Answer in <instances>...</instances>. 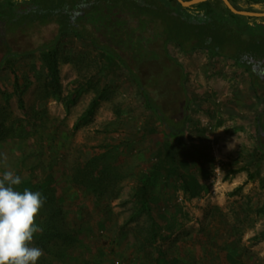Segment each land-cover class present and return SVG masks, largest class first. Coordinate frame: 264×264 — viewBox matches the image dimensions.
Listing matches in <instances>:
<instances>
[{"label":"rangeland","instance_id":"1","mask_svg":"<svg viewBox=\"0 0 264 264\" xmlns=\"http://www.w3.org/2000/svg\"><path fill=\"white\" fill-rule=\"evenodd\" d=\"M64 44L63 96L78 78L91 79L69 111L52 96L42 55L15 59L0 71V174L11 170L21 185L41 193L39 215L49 205L61 207L64 227L77 237H34L32 246L43 251L37 264H264V156L257 151L264 138L256 121L264 114L263 86L257 99L248 71L235 61L200 50L183 53L169 42L166 50L186 72V101L173 61L128 58L167 122L176 123L186 107L184 132L172 141L188 148L180 167L203 188L189 198L178 177L165 175L146 212L136 204L137 187L157 162L170 124L156 119L126 69L108 73L97 63L98 52L77 36ZM144 44L162 52L160 41ZM16 78L24 109L14 92ZM106 86L108 97L77 129Z\"/></svg>","mask_w":264,"mask_h":264},{"label":"trees","instance_id":"2","mask_svg":"<svg viewBox=\"0 0 264 264\" xmlns=\"http://www.w3.org/2000/svg\"><path fill=\"white\" fill-rule=\"evenodd\" d=\"M230 2L237 10L264 13V0ZM256 5L262 7L263 11L255 9ZM0 24L7 29L4 51H0V71L11 68L15 59L37 53L42 55L51 80L52 96L62 102L68 111L70 104L77 101L91 81L87 76L78 78L72 84V91L63 96L59 63L66 49L64 43L68 36H77L91 45L98 52L97 63L109 69L108 73L126 69L137 84L147 107L164 124L168 119L156 105L141 77L130 68L128 58L142 62L165 56L173 61L180 69V89L186 101L190 99L184 87L186 72L166 50L169 42L176 43L183 53L200 50L233 60L248 71L252 80L257 77L254 64L264 60V18L234 14L222 0H210L188 8L177 0H0ZM145 41L162 42V52L149 49V44L146 46ZM250 59L256 62H250ZM252 85H255V81ZM14 89L20 108L24 109V92L19 86L18 78L15 79ZM109 89L106 86L96 94L75 125L77 129L80 123L92 119L100 104L108 97ZM263 117L264 114L256 119H264ZM187 118L185 107L176 123L167 122L170 125L163 128L166 141L158 151L157 162L137 187L136 204L143 211L151 212L155 185L161 177L168 174L182 181L183 190L189 198L199 197L203 192L197 177L183 173L180 167L186 161L184 156L189 153L188 148L172 141V137L184 132ZM258 136L261 137L260 131ZM257 151L264 156V144L261 140ZM202 174L209 176L210 172L203 168ZM24 187L26 188L24 185L19 186L21 189ZM45 210L39 215L43 219L36 222L42 227V231L35 234V239H77L74 229L64 227L63 217L59 213L63 211L61 207L56 210L53 204ZM51 212L54 213L50 214ZM234 231L238 232L237 229ZM259 238L264 239V232ZM174 263L178 264L179 259H175Z\"/></svg>","mask_w":264,"mask_h":264},{"label":"clouds","instance_id":"3","mask_svg":"<svg viewBox=\"0 0 264 264\" xmlns=\"http://www.w3.org/2000/svg\"><path fill=\"white\" fill-rule=\"evenodd\" d=\"M21 184V177L11 170L0 174V264H37L43 255L42 249L32 245L35 234L42 231L35 218L45 199L38 191L20 189Z\"/></svg>","mask_w":264,"mask_h":264},{"label":"flooded vegetation","instance_id":"4","mask_svg":"<svg viewBox=\"0 0 264 264\" xmlns=\"http://www.w3.org/2000/svg\"><path fill=\"white\" fill-rule=\"evenodd\" d=\"M255 9L263 11V8L260 6L258 8L255 6ZM262 18H264V17H262ZM6 32H7V29H6L5 25L0 24V45H3V43H4ZM249 61L250 62H256V60H254V59H250ZM263 66H264V60H262L261 62L255 63L253 66L254 72H256L257 77H256V80L254 79L255 85L251 86V90L257 99H259V96H260V93L258 91L259 86H263V88H264V76H263L264 75V71H263L264 67ZM251 83H253L252 77H251ZM257 125H258V130L260 129L261 136L264 138V119H260V120L257 119Z\"/></svg>","mask_w":264,"mask_h":264},{"label":"water","instance_id":"5","mask_svg":"<svg viewBox=\"0 0 264 264\" xmlns=\"http://www.w3.org/2000/svg\"><path fill=\"white\" fill-rule=\"evenodd\" d=\"M183 7H192L201 3L208 2L210 0H190V1H184V0H177ZM225 5L229 8L231 12L237 15L247 16V17H264V13H258V12H249L245 10H237L230 2V0H222ZM258 8L259 6L256 5Z\"/></svg>","mask_w":264,"mask_h":264}]
</instances>
